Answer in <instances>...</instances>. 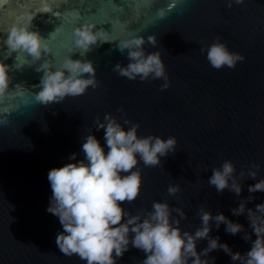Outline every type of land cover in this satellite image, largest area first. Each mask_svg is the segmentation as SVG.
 <instances>
[{"label":"water","instance_id":"95a60500","mask_svg":"<svg viewBox=\"0 0 264 264\" xmlns=\"http://www.w3.org/2000/svg\"><path fill=\"white\" fill-rule=\"evenodd\" d=\"M227 2H178L166 19H160L157 9L172 0H0V60L19 67L12 72V86L0 98V120L8 121L7 126L0 125V264H86L78 256H65L55 243L63 227L47 211L52 195L47 177L53 168L84 159L83 138L91 130L106 145L105 132L97 131L94 121L100 117L102 122L108 113L126 129L131 125L125 120L139 123L138 136L178 140L176 151L161 158V166L138 165L141 195L123 208L146 215L154 201H167L184 209L187 219L180 226L194 232L201 223L196 213L203 207L213 215L223 213L252 233L246 214L235 216L231 209L250 195L255 199L248 208L264 204V192H248L249 185L264 179V0H245L243 5L233 0L232 8ZM29 17L31 30L39 31L53 48L45 59L56 68L69 56L90 60L100 86L59 104L44 106L36 101L39 88L33 86L43 75L36 71L39 65H31L30 56L12 52L5 43L11 28ZM86 23L105 29L110 43L93 46L81 57L72 33ZM153 34L158 45L146 44L145 50L163 55L171 82L165 91L160 90L163 80L133 81L112 71L116 63H129L126 53L116 47L121 40ZM217 37L246 60L234 69L211 67L200 49ZM72 154L75 161L69 159ZM225 160L235 164L237 176L245 165H261L256 180L241 181L240 196L227 189L217 193L208 184L211 169ZM176 184L181 191L169 195L168 186ZM225 227L221 224L217 229L213 222L210 236L219 237L233 252L250 250L244 232L231 235ZM207 246V240L198 241L197 251ZM213 257V264H234L222 250L202 258L212 261ZM145 258L142 250L130 245L116 264H141Z\"/></svg>","mask_w":264,"mask_h":264},{"label":"clouds","instance_id":"9594fccd","mask_svg":"<svg viewBox=\"0 0 264 264\" xmlns=\"http://www.w3.org/2000/svg\"><path fill=\"white\" fill-rule=\"evenodd\" d=\"M178 2L188 3V0H172L167 7L158 8L156 15L166 19ZM244 2L234 0L236 5H243ZM226 4L232 8L233 0H228ZM31 24L32 18L29 17L13 26L5 43L12 52L30 56L31 65H39L36 71L43 75L40 84L33 86L39 88L35 94L36 101L44 106L59 104L69 96L78 97L90 87L95 89L100 86L96 79L97 68L90 60L69 56L63 60L61 67L56 68L54 63L45 59L53 53V48L39 31L31 30ZM108 35L105 29L86 23L74 30L72 38L75 49L83 57L93 50V46L110 43ZM146 44L156 47L158 36H132L121 40L116 47L121 54L126 53L129 63H116L112 71L133 81L137 78L141 82L163 80L160 90L165 91L171 82L163 55L161 51H146ZM200 51L206 52L210 66L217 70L224 67L234 69L239 62L246 60L241 53L231 51L220 37ZM14 69L19 67L14 68L0 60V98L12 86ZM118 111L122 112L123 108ZM94 123L97 131L103 129L105 132L107 153L91 130L83 138L81 151L84 159L53 168L47 177L52 191L47 211L58 217L63 227L55 243L65 256H78L86 264H116L117 258L123 257L131 245L146 254L141 264H213L214 257L212 261L202 257H208L214 250L224 251L234 264H264V204L248 208L247 204L255 199L252 195L241 200L237 208L231 209L235 216L246 214L251 234L243 225L233 222L223 213L213 215L203 207L196 213L201 223L194 232L184 231L180 226L182 220L187 219L184 209L172 207L167 201H154L152 210L147 211L146 215H133L123 208L122 204H131L141 195L142 178L138 165L142 163L144 167L152 168L161 166V158L176 151L178 140L176 137L165 139L156 135L138 136L139 123L125 120L124 124L131 125L126 129L110 113L103 117L102 122L100 117H96ZM0 125L7 126L8 121L0 120ZM69 159L75 161L76 154ZM260 168L261 165L253 162L251 167L245 165L237 176L235 164L225 160L221 166L211 169L208 184L217 193L222 194L227 189L240 196L243 192L241 181L244 178L256 180ZM180 191L179 184L167 188L171 196ZM248 192H264V179L249 185ZM174 212L178 213V218H173ZM213 222L217 229L221 224L226 225L225 231L231 235L244 232L242 238L251 241L250 250L243 254L233 252L227 243L220 242L219 237H211ZM253 234L255 240H252ZM201 240H207L208 246L198 252L197 242Z\"/></svg>","mask_w":264,"mask_h":264},{"label":"snow or ice","instance_id":"6c2138e0","mask_svg":"<svg viewBox=\"0 0 264 264\" xmlns=\"http://www.w3.org/2000/svg\"><path fill=\"white\" fill-rule=\"evenodd\" d=\"M45 11H48V9H45Z\"/></svg>","mask_w":264,"mask_h":264}]
</instances>
